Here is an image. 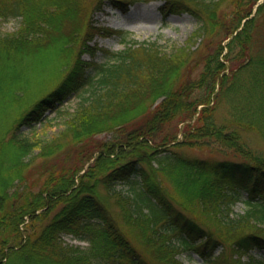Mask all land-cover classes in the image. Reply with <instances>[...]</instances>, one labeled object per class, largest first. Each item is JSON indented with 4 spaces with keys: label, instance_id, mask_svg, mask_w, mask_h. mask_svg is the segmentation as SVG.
<instances>
[{
    "label": "trees",
    "instance_id": "16d2710c",
    "mask_svg": "<svg viewBox=\"0 0 264 264\" xmlns=\"http://www.w3.org/2000/svg\"><path fill=\"white\" fill-rule=\"evenodd\" d=\"M94 2L0 0V264H180V246L207 264H264L252 255H264V149L245 135L264 140V0H164L197 20L188 43L124 41L102 63L77 55H94ZM73 97L59 136L24 135Z\"/></svg>",
    "mask_w": 264,
    "mask_h": 264
},
{
    "label": "rangeland",
    "instance_id": "374dc122",
    "mask_svg": "<svg viewBox=\"0 0 264 264\" xmlns=\"http://www.w3.org/2000/svg\"><path fill=\"white\" fill-rule=\"evenodd\" d=\"M87 6L93 0H84ZM97 3L99 0H96ZM101 7L99 3H93L91 10L94 9V14L91 16V21L100 30L99 33L93 36L92 44L94 55L93 57L88 52L77 53L81 59L89 62L94 61L96 63H102L108 59L109 53L123 50L125 45L124 41H140V42H156L162 45V49L165 52H171L175 47H182L188 43L189 38L193 35L198 27L197 20L189 12H171L164 5V0H128V6L126 9L118 8L109 4L108 0ZM228 2V1H227ZM227 2L221 5V11L223 13H230L231 6ZM168 5V3H167ZM19 19H8L1 21V29L4 33H13L18 30L20 25ZM262 24L261 35L264 38V20H259ZM220 38L217 40L219 41ZM199 40H195L193 44H196ZM209 49L203 44L202 50L197 56L198 59L203 56ZM78 52V51H77ZM229 64V63H227ZM49 65V64H48ZM71 67V66H69ZM66 73L63 75H67ZM76 98H71L63 103L60 108V112H47L44 120L36 123L33 128L24 127L22 132L24 135L34 137L37 140L49 141L59 136L66 123V112H73L76 107ZM218 118L223 120L227 117V111L225 104L218 109ZM179 139L183 137L185 124H179ZM249 139V143L258 148L264 149V140L256 134H245ZM109 134H103L99 139H108ZM182 137V138H181ZM187 154L193 156H200L204 158L219 159L221 156L211 154L207 149H185ZM120 188H126L120 186ZM246 194L243 193L242 198L234 206L233 210L235 215L244 214L247 211V205L244 203ZM261 230H257L258 233L264 234V226L261 225ZM133 241L136 245L140 244L138 232L136 230H129ZM174 238V237H173ZM172 238V239H173ZM176 244L177 238L174 239ZM65 241V240H64ZM82 247H88V242L81 243ZM228 247V246H227ZM220 251V250H219ZM218 251V252H219ZM216 252V253H218ZM252 255L257 259H263V253L259 251H253ZM177 260L180 264H207L203 258H201L191 248H179Z\"/></svg>",
    "mask_w": 264,
    "mask_h": 264
}]
</instances>
